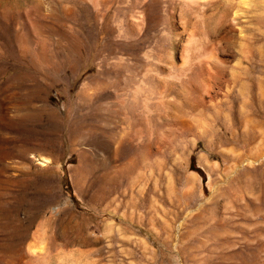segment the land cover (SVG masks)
<instances>
[{
	"label": "rangeland",
	"instance_id": "374dc122",
	"mask_svg": "<svg viewBox=\"0 0 264 264\" xmlns=\"http://www.w3.org/2000/svg\"><path fill=\"white\" fill-rule=\"evenodd\" d=\"M40 1L0 0V264H264V0Z\"/></svg>",
	"mask_w": 264,
	"mask_h": 264
},
{
	"label": "bare ground",
	"instance_id": "6f19581e",
	"mask_svg": "<svg viewBox=\"0 0 264 264\" xmlns=\"http://www.w3.org/2000/svg\"><path fill=\"white\" fill-rule=\"evenodd\" d=\"M86 0H84V2H85ZM87 1H90L91 2V4H92V6L95 8V10H96V12L98 13V15L101 13V11H102V8L104 7V5H105V3H106V1L107 0H87ZM86 1V2H87ZM180 2V1H186V2H192V3H190V4H194V5H198V6H201V7H203V8H206V7H208L209 5H210V3L212 2V0H172V2ZM51 2V0H41L40 1V4L42 5V7L43 8H45V9H49L50 8V4H52V3H50ZM146 2H148V1H146ZM84 4V3H83ZM86 6V5H85ZM144 6V5H143ZM145 10V9H144ZM141 12V11H140ZM87 13V12H86ZM89 14V13H88ZM143 14V13H142ZM142 14H140V15H138L137 17H136V19H134L133 20V27L134 28H138V29H143L144 27H145V18L142 16ZM146 14V13H145ZM145 14H143V15H145ZM97 15V14H96ZM134 16V15H133ZM173 16L174 17H176V12H174L173 11ZM175 26V25H174ZM119 28V27H118ZM134 30V29H133ZM137 30V29H136ZM134 32H135V30H134ZM192 37H193V41H191V43H192V45H197V44H199V43H197V40L195 39V36H194V33L191 35ZM191 45V46H192ZM209 47V46H208ZM196 48V47H195ZM215 48H216V43H213V44H211L210 45V47L209 48H207V49H205L206 51L204 52V53H202V54H204V55H207V56H209V57H214L215 56V54H214V52H216L215 51ZM192 49V48H191ZM192 51V50H191ZM190 51V52H191ZM188 53L187 54V58L190 60V59H192L193 57H192V55H191V53ZM193 52V51H192ZM202 54H201V56H202ZM198 57H200V56H198ZM198 57H196V58H198ZM209 93V92H208ZM264 125V124H263Z\"/></svg>",
	"mask_w": 264,
	"mask_h": 264
}]
</instances>
